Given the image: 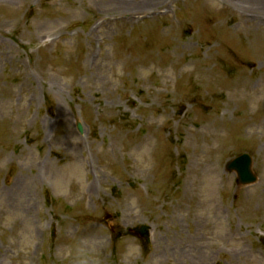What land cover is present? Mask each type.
Masks as SVG:
<instances>
[{
  "label": "rangeland",
  "instance_id": "1",
  "mask_svg": "<svg viewBox=\"0 0 264 264\" xmlns=\"http://www.w3.org/2000/svg\"><path fill=\"white\" fill-rule=\"evenodd\" d=\"M107 1L0 0V193L17 197L0 264H264V138L246 127L264 105L236 91L264 82V22L229 0ZM243 152L244 186L225 171Z\"/></svg>",
  "mask_w": 264,
  "mask_h": 264
},
{
  "label": "bare ground",
  "instance_id": "2",
  "mask_svg": "<svg viewBox=\"0 0 264 264\" xmlns=\"http://www.w3.org/2000/svg\"><path fill=\"white\" fill-rule=\"evenodd\" d=\"M14 1H16V0H5L6 3H12ZM164 2H165L164 0H111V2L107 1V3H110L111 5H113L116 10H126V11L130 12V14H131L130 16H134V13H137V11H139V10H142L144 12L153 11L152 8L160 7L163 5ZM229 3L231 6H234L235 8L240 9V11L245 13V15H247V13H248L246 11L254 12V15H253L254 18H252V20L257 21V22H262V21L264 22V1L229 0ZM185 46L186 45H183V47H185ZM236 91H237V94H238L240 101L247 103L246 111L251 110L252 106H254L258 103H262L264 105V82L262 84H260V86H259L258 83L253 84L248 79H242L236 85ZM209 124H210V122L201 125L200 130H198V132L202 133L204 136H205V134L207 135ZM246 127H247L250 134H257L258 136L264 138V116L261 117L259 122H256V121L250 122L247 124ZM193 137H195V136H193ZM189 142L194 145L193 152H192L193 153L192 158L195 159V161H196L197 156L200 155V153H201V150L199 151V153H195V152H197V150L195 148V145L197 144L196 141L193 139ZM135 146H137V148H140V149L150 148V152L152 151V149L154 150V148H153L154 146L152 145V141L150 140L149 137L148 138L144 137V139L142 141H140L139 143H137ZM200 148H202V147L200 146ZM262 149L264 151V143H263ZM263 159H264V156H263ZM199 167H200V173H201V175L199 176V179L202 180L201 182L209 185L210 181H209V176H208L209 172H208L207 166L201 165ZM188 168H189V170H191V169H193V166L188 165ZM186 186L188 187V185H186ZM196 188H197L196 190H198V186ZM201 190H202V192H205L206 195L207 194L209 195V193H210V190L207 189L204 185H202ZM9 197H10L9 194L4 195L3 193H0V198L2 199V204H6L7 206L12 207L13 204L17 201V197H15L14 195H12L10 198ZM257 200H258L257 206L264 210V193L259 194ZM11 201H13V202L10 203ZM201 204L206 207V206H208V201L201 202ZM197 208L200 209V207H197ZM218 208L220 210V207H218ZM205 210H206V208H205ZM173 213H174V211H173ZM131 215H129V216H131Z\"/></svg>",
  "mask_w": 264,
  "mask_h": 264
},
{
  "label": "water",
  "instance_id": "3",
  "mask_svg": "<svg viewBox=\"0 0 264 264\" xmlns=\"http://www.w3.org/2000/svg\"><path fill=\"white\" fill-rule=\"evenodd\" d=\"M250 158L246 154H242L228 163L229 169H236L238 180L242 183L252 182L255 179L254 174L250 171Z\"/></svg>",
  "mask_w": 264,
  "mask_h": 264
}]
</instances>
